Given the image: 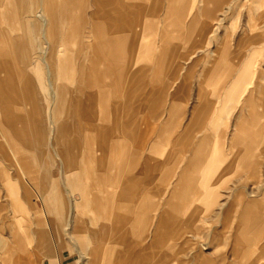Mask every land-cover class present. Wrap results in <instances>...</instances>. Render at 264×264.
Returning <instances> with one entry per match:
<instances>
[{
	"label": "rangeland",
	"instance_id": "374dc122",
	"mask_svg": "<svg viewBox=\"0 0 264 264\" xmlns=\"http://www.w3.org/2000/svg\"><path fill=\"white\" fill-rule=\"evenodd\" d=\"M6 1L7 6H0V25L2 31L15 30L19 11L13 4L14 0H0V5ZM113 1V14L101 18L104 25H108L110 17L112 21L119 10H128V5L134 4V0ZM198 1L188 0L187 8H197ZM239 1L242 7L231 15L223 14L227 12V7L221 6L215 14L217 21H207L201 31L209 38L215 35L221 39L229 38V45H206L198 41V28L205 21L202 14L195 30L188 36H183L185 31H178L179 24L168 21L166 0H143L141 4V19H152L156 27L152 33L146 31L143 23H138L136 19L140 17L135 15L137 18H134L131 14L114 25V32H106L110 37L131 36L136 32L138 37L133 43L130 40L125 42L123 56L106 60L108 71L106 77L102 78L106 86L98 88V91L106 92L107 104L104 111L102 106L96 105L89 114L83 115L82 112L85 111L80 108L77 109L81 115L79 120L76 117L66 119L67 123H81L85 137L80 136L77 140L80 141L83 156L89 152L88 147L91 148L94 163L91 176H83L79 168H68L63 155L55 156L56 134L50 120L53 121L55 117L57 98L50 100V96L36 86L34 103L19 101L8 105V112L17 118V128L25 130L31 143L26 151L24 141L13 137V141L21 147L17 151L23 156H29L35 155L36 150H41L43 158H27L30 162L28 172L37 183L3 186L0 181V240L8 239L9 221L21 225L20 234L25 236L28 228H33V212L23 199V190L28 189L32 198L42 193L43 201L38 200L36 204L41 210H45L49 224L43 238L47 250L35 249L36 240L33 238L31 247L33 246L34 252L37 255L43 254V257L45 255L44 260L34 258L33 264H87L85 258H78L76 251L83 253L92 248L99 249L94 257L97 260L94 264H119L116 262L117 253L124 257V264H264V143L259 137L255 139L252 163L245 168L243 161L236 158L237 154L243 152L242 138L239 136L234 140L235 137L232 136L235 130L244 132L247 127H259L262 122L264 75L260 86V104L246 108L243 100L246 86L238 79L236 69L239 66L248 67L254 72L259 63H262L264 69V53L260 46L243 41L238 47V52L243 57L238 58V55L229 53L220 55L224 49L229 52L237 48L235 41L242 30L247 29L248 24L250 27L257 25L256 28H263L259 31V40L264 44V0ZM131 10L133 11L132 7L129 8ZM6 11L10 13V21L2 18ZM218 19L221 23H218ZM157 27L168 29L166 36L171 39L159 38ZM83 32L88 35V25ZM256 33L253 30L249 32L255 38ZM15 34L23 42L30 40L31 54L38 64V33H32L27 28L15 31ZM40 40L42 47L48 51L55 43L61 44L63 37L59 31H51L49 35L43 34ZM80 40L81 38H71L72 47H65V53H59V64L64 68L62 72L57 70V74L61 76L59 83L67 84L70 77L74 82L77 79L75 74L71 75V70L76 73L82 56L79 54ZM83 42L90 46L96 60L102 62L103 57L92 45L91 38H84ZM209 50H217L218 54L209 57ZM105 66L101 64L100 71ZM204 68L209 71L202 81L203 92L198 96V78ZM41 71L45 78V70L42 68ZM136 74L137 78L146 83L145 91L151 92L148 95L151 101L144 103L139 98L141 100L136 102L112 106L114 86L119 77L121 79L118 83L123 87L119 89L125 88L127 91L125 99L134 98L132 87ZM254 78L250 80L253 81ZM98 91L85 86L79 96L86 104V98L91 94H98ZM216 95V105H208ZM153 105L159 108L162 106L157 111L163 121L168 118L169 109H175L171 112L172 123L164 124L162 130L150 115L144 121L139 120L143 113L149 114ZM135 111L138 112L136 125L140 127L137 146H144L139 151L143 160L137 168H133L126 158L120 163L116 153L107 156L99 153L96 150L99 142L93 129L99 128L106 132L109 142L123 140L126 155L129 156L132 147L130 136L113 132L117 130L119 120L127 124ZM104 112L108 115L101 118ZM251 113L256 116L252 126H247L245 120ZM192 115L191 124L189 122ZM238 117L240 120L236 123ZM188 124L191 125L186 130ZM40 126L44 131H41ZM169 127L172 131L167 141L166 131ZM124 128L129 129L128 125H124ZM157 130L159 132L155 133ZM128 132L132 134L133 130ZM88 134L91 135L90 141L86 138ZM205 134L207 140L200 142ZM179 135L181 138L178 140ZM0 142L5 145L2 138ZM196 147L199 149L194 155ZM194 156L197 163L191 169L189 160ZM184 166L189 168L185 174ZM89 170L90 165H84V171ZM103 176L108 181L99 183L97 180ZM44 178L46 182L41 186L40 182ZM74 180L77 181L72 184L76 199L78 194H86L97 196L101 201H90L89 204L80 201L71 209L66 203L70 196L66 189ZM112 180L116 182L113 183ZM15 187L18 189L14 194L12 189ZM42 187L45 188L42 190ZM173 187H178L182 200L167 204L165 200ZM123 189L127 190L128 195H118ZM244 198L256 201L249 208V221L243 217V212L248 208ZM97 233V241L92 239L87 244V238ZM248 240L253 244L249 251L246 247ZM103 247L105 254L101 253ZM99 260L102 261L99 263ZM0 264L7 263L0 261Z\"/></svg>",
	"mask_w": 264,
	"mask_h": 264
},
{
	"label": "crops",
	"instance_id": "0c3cea01",
	"mask_svg": "<svg viewBox=\"0 0 264 264\" xmlns=\"http://www.w3.org/2000/svg\"><path fill=\"white\" fill-rule=\"evenodd\" d=\"M16 1V2H15ZM114 1L113 0H14L13 4L18 8L17 12V29L7 31H2V27L0 25V138L4 141L3 145L0 142V181L3 183V186H27L31 183H37L36 179L28 172L30 162L27 160L29 156H32L36 159L43 158V152L41 150H36L35 155L23 156L17 150L21 149L19 145H17L13 141V137L17 138L19 141H24L26 145H24L25 150L26 147L31 146L30 140L27 138L28 135L25 130H20L17 128V118L10 114L7 110L8 105L17 104L19 101L23 103H32L34 101L35 96V88L39 87L43 92H45L48 96H50V100L57 98V108L55 112L54 120H50V125L53 126V131H55V143L57 151L55 156L60 157L63 155L66 158V166L68 168H79L80 173L83 176L90 175L92 173V168H94V163L92 162V151L91 148L88 147L89 152L86 156H83V149L80 145V141L77 140L82 134L81 123L77 122L74 124L73 122L67 123L66 119L71 117H76L79 120L81 116L78 113L77 109L82 108L83 115L86 113L89 114V111L96 106H102L101 109L104 111L106 108L107 100H106V92L98 91V88L105 87L106 84L102 81L106 76L105 74L108 71V67L105 66L106 60L111 57H121L124 55V45L128 40L131 43L135 42L137 36L136 32H133L131 36H115L110 37L106 35V32H114L115 24L117 22L123 21L126 19L127 14H131L134 18L140 17L136 19L139 24L143 23L147 32L155 31L156 27L152 22V19L142 20L141 19V11H143V7L141 4L143 0H134L133 5H128L133 11H129V8L125 10H119L118 15L111 21H108V25L102 24L101 18L106 15H112L114 11ZM199 6L197 8H187L188 0H166V11L168 15V21L179 24V30H183L184 35L188 36L195 30V25L200 23V15H204L205 21L201 23L200 28H198L197 37L198 41L206 45L216 44L221 45L224 43L225 45L230 44L229 38H218L215 35L209 38L205 34H202V30L205 27V23L207 21L216 20L215 14L219 11V8L223 5H226L227 12L223 14H232L235 10L241 8L239 0H199ZM8 1L3 2L0 6L6 5ZM91 6V9H90ZM156 9V8H155ZM90 10V11H89ZM141 10V11H140ZM138 14V15H137ZM135 15L137 17H135ZM140 15V16H139ZM2 18L5 21H10V13L6 11L2 14ZM135 21V22H137ZM134 22V21H133ZM218 23H221V20ZM110 24V26H109ZM89 26L88 35H86L83 30H85L86 26ZM257 26V25H256ZM251 26L248 24L247 29H243L240 37L236 39V49H231L227 52V49H224L220 52L221 56H225L226 54H236L238 58L243 57V55L238 52V47L241 42L246 41L254 46H260V50L264 53V44L259 40V31H262V27ZM29 29L32 33H38V38L36 39V47L37 53L36 57L40 61L36 64L35 59L31 54V46L30 40L21 41L20 37L15 34L20 29ZM250 30L256 31L255 36H250ZM53 32H60L63 40L61 44H54L52 47L46 51L41 44V38L43 34L49 35ZM167 30L160 29L157 27V33L159 38L161 39H171L166 36ZM86 35V37H84ZM209 36V35H208ZM91 38L92 45L95 46L99 52V54L103 57L102 62H98L96 58L92 54V50L90 46L84 45L83 39ZM71 38L80 39L79 42V54H81V58L79 60V65L77 66L76 73L74 70H71V75L77 76L76 81H73V78L67 79V84L59 83V78L61 76L57 74V70L59 72L64 71V68L59 64V53L65 51V47H72ZM63 49H62V48ZM157 52V50L155 51ZM65 53V52H64ZM218 54L217 50H209L208 56L214 57ZM247 55V54H246ZM100 63V64H99ZM42 64V67H41ZM103 64L105 69L100 71V65ZM137 65V63H134ZM45 70V78H43L41 69ZM209 70L204 68L198 78V96L203 92V79L206 77V74ZM236 74L238 79L241 80V83H244L245 89L243 94L244 107L253 108L255 105H259L261 101V93L260 86L262 84V78L264 75V69L262 63L258 64L257 70L254 72L249 70L248 67H238L236 69ZM255 77V78H254ZM250 78H254V80H250ZM120 77L118 78V82H120ZM141 79V78H140ZM139 77L137 78V74L134 78V85L132 87L134 98L132 100L125 99L124 94L127 91L120 90L123 87L120 86L118 82L114 86V94L112 97L111 105L114 107H119L129 102H136L139 98L143 100L144 103H149L151 98H148V95H151V92L145 91L146 83L141 81ZM154 84V83H153ZM152 84V85H153ZM85 86L89 88L97 89L98 94H91L86 98L87 103L84 104L82 99L80 98V94L82 88ZM120 88V89H119ZM120 90V91H119ZM246 91V93H245ZM101 92V93H100ZM218 94V93H217ZM257 97V98H256ZM216 97L211 99L208 105H214L216 102ZM131 99V98H130ZM139 99V100H141ZM173 103V100H171ZM34 103V102H33ZM155 105V104H154ZM149 110V114L143 113L139 120L144 121L146 117L149 115L156 120V122L160 125V129L164 124L170 125L171 121V112L175 109H169L168 118L166 121L162 120L161 114L157 111L160 110L161 107L155 106ZM216 105V104H215ZM146 109V108H145ZM143 109V112H145ZM139 112V109L137 110ZM135 111L131 117H136L135 120L131 118L127 124H124L119 120L116 124L115 132L120 135H129L132 140L131 153L129 156L126 155V146L123 140H116L113 142H109L107 139V133L103 132L99 128L95 129V134L97 135V141L99 142V146L97 147V151L101 153L103 156H107L108 154H117V158L120 161H123V158H126L133 168H137L140 164V161L143 158L139 155V153L143 150V147L137 146V137L138 132L140 134V127L137 124L138 112ZM82 115V116H83ZM108 114L105 112L101 114V118H106ZM255 114H249V117L245 120L246 125L252 126L253 120L255 118ZM50 118V117H49ZM75 118V119H76ZM134 120V121H133ZM240 120L238 117L237 121ZM171 121V122H170ZM193 115L190 119L192 124ZM145 124V123H144ZM191 124H188L185 129L187 130ZM21 125V124H20ZM124 125L129 129H125ZM41 128V126H40ZM130 129L133 130L131 134ZM185 130V131H186ZM41 131H44L41 128ZM171 127L168 128L167 132V141L169 140V135L171 133ZM154 132V130H151ZM157 130L155 133H158ZM90 134L86 136L87 140L90 141ZM235 137L234 140L238 139L239 136L242 138L241 148L243 152L236 155L237 160L243 161L244 167H250L253 159L252 151L254 147V141L256 138H260L264 143V115H262V122L260 126L256 128L247 127L244 132H238L235 130V133L232 134ZM85 137V136H83ZM181 136H178V140ZM233 138V137H232ZM207 140V134L203 136L200 142ZM237 142V141H236ZM60 148V150H58ZM198 147L194 150V155L197 153ZM140 151V152H139ZM82 155V156H81ZM81 158V159H80ZM194 158L189 160L190 168H195L197 160ZM60 164L62 161L59 160ZM84 165H90L89 171H84ZM119 167V166H118ZM118 169V168H117ZM188 166H184V174L188 170ZM77 176V175H76ZM76 179V177H75ZM108 178L104 176L99 178L97 181L101 183L102 181H108ZM5 181V182H4ZM46 182V178L42 179L40 185L43 186ZM77 181L71 182L68 184L66 193L69 194L66 203H68L69 207L72 209L76 206L80 201H83L85 204H89L90 201L98 202L101 201L99 197L94 196L91 197L89 195H80L78 194V198L74 197V189L73 183ZM115 183V180H112ZM123 182H121L122 184ZM124 184V183H123ZM180 185V184H179ZM45 187H42L43 190ZM178 187H173L172 192L169 193L168 198H166L165 202L167 204L177 203L182 200L181 192L177 189ZM18 188H13L12 193H16ZM128 189V188H127ZM122 196L128 195L127 190H120V194ZM32 194L28 189L23 190V199L26 206L29 207V210H32V219L31 224L33 228L29 227L26 233V236L20 234L21 225H17L12 221H9V236L8 239L0 240V245L2 246V250L0 251V261L5 262L7 264H33L34 258L40 259L45 258L42 255H37L34 252L33 246L31 247V243L36 240L35 249L40 251V249H46V244L43 242V238L45 235L46 229H49V224L47 223V214L45 210H41L39 206L36 204V201L42 200V193L37 194L32 198ZM114 196V195H113ZM244 201L247 205V209L243 212V217L246 221H249V211L250 207L256 204L254 199L248 200V198H244ZM12 217L15 218V216ZM11 218V216H10ZM12 218V219H13ZM11 220V219H10ZM98 233L92 237L87 238V244L93 239L94 241L97 239ZM27 239V240H26ZM97 241V240H96ZM252 243L250 240L246 242V247L249 250H252ZM47 250V249H46ZM90 250V249H89ZM99 251L98 248H92L87 252H77L78 258H85L87 260V264H94L97 260L94 258ZM105 247L101 250V253L105 254ZM48 253V252H47ZM116 262L119 264H124V257L117 253ZM32 258V259H31ZM21 259V260H20ZM24 260V262H23ZM27 260V261H26ZM31 260V261H30ZM102 260H99V263ZM21 262V263H20Z\"/></svg>",
	"mask_w": 264,
	"mask_h": 264
},
{
	"label": "bare ground",
	"instance_id": "6f19581e",
	"mask_svg": "<svg viewBox=\"0 0 264 264\" xmlns=\"http://www.w3.org/2000/svg\"><path fill=\"white\" fill-rule=\"evenodd\" d=\"M264 98V97H263ZM263 100V99H262ZM32 259V258H31ZM21 260V259H20ZM27 261V260H26ZM31 261V260H30ZM23 262H24V260H23ZM21 263V262H20ZM16 264V263H15Z\"/></svg>",
	"mask_w": 264,
	"mask_h": 264
}]
</instances>
